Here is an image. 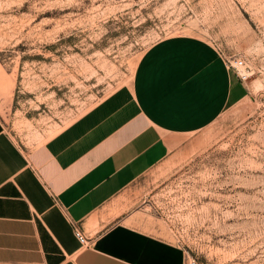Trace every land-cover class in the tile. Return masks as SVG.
<instances>
[{
  "label": "rangeland",
  "instance_id": "374dc122",
  "mask_svg": "<svg viewBox=\"0 0 264 264\" xmlns=\"http://www.w3.org/2000/svg\"><path fill=\"white\" fill-rule=\"evenodd\" d=\"M179 35L244 58L249 95L133 188L187 264H264V0H0V120L33 149Z\"/></svg>",
  "mask_w": 264,
  "mask_h": 264
},
{
  "label": "crops",
  "instance_id": "0c3cea01",
  "mask_svg": "<svg viewBox=\"0 0 264 264\" xmlns=\"http://www.w3.org/2000/svg\"><path fill=\"white\" fill-rule=\"evenodd\" d=\"M224 59L202 38L160 39L129 84L33 149L0 120V264H187L133 185L249 95Z\"/></svg>",
  "mask_w": 264,
  "mask_h": 264
},
{
  "label": "built area",
  "instance_id": "2783aa9c",
  "mask_svg": "<svg viewBox=\"0 0 264 264\" xmlns=\"http://www.w3.org/2000/svg\"><path fill=\"white\" fill-rule=\"evenodd\" d=\"M224 61L226 68L233 70L236 76L240 79V81L246 80L245 77L248 76H246L247 71H246V63L244 58L233 56L231 58H226ZM75 237L79 240V242L83 246L86 245L88 240L82 235L81 231L75 229ZM189 264H195V263L192 261Z\"/></svg>",
  "mask_w": 264,
  "mask_h": 264
},
{
  "label": "bare ground",
  "instance_id": "6f19581e",
  "mask_svg": "<svg viewBox=\"0 0 264 264\" xmlns=\"http://www.w3.org/2000/svg\"><path fill=\"white\" fill-rule=\"evenodd\" d=\"M245 75H246V74H245ZM246 76H248V74H247ZM245 79H247V77H245Z\"/></svg>",
  "mask_w": 264,
  "mask_h": 264
}]
</instances>
